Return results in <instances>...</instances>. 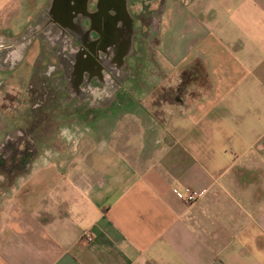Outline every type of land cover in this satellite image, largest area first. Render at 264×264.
<instances>
[{
	"label": "crops",
	"instance_id": "1",
	"mask_svg": "<svg viewBox=\"0 0 264 264\" xmlns=\"http://www.w3.org/2000/svg\"><path fill=\"white\" fill-rule=\"evenodd\" d=\"M70 9L58 8L60 19L53 0H0V45L21 46L18 67L63 54ZM202 9L190 38L188 8H174L175 29L162 22L175 44L160 49V66L177 71L162 68L161 87L180 96L155 103L133 86L127 105L140 132L127 148L114 147L116 127L102 128L118 124L116 111L94 130L107 148L83 150L85 134L79 149L34 162L0 196V264H264V0ZM189 65L197 69L183 85ZM119 90L86 89L81 106L118 109ZM40 170L50 175L33 182ZM187 191L204 193L188 204L177 196Z\"/></svg>",
	"mask_w": 264,
	"mask_h": 264
},
{
	"label": "flooded vegetation",
	"instance_id": "2",
	"mask_svg": "<svg viewBox=\"0 0 264 264\" xmlns=\"http://www.w3.org/2000/svg\"><path fill=\"white\" fill-rule=\"evenodd\" d=\"M84 2L85 0H79V6L82 7ZM134 2L135 0H88L87 8H74V10L72 8L75 17L72 18L73 21L66 22V25L69 24L72 27L70 30L67 29L70 42L64 45L63 54L60 55L53 51V54L47 55L48 68L34 71L33 74L37 78L35 80L32 77L27 92L29 96L24 98L31 106L28 110L30 112L26 113L29 115L28 129L31 136L24 137V134L20 132L16 140L23 144L13 152L8 161L0 159V169L9 172L7 174L10 176L5 181L6 185H13L21 176L22 171L34 162L37 155L35 142L39 140L38 135L41 130L44 138L55 139L53 134L57 128L62 132L67 129L65 126H68L75 127V130L79 131L81 125L88 123L97 127L102 117L108 120L109 115L115 112L113 107L101 109V107L90 106L92 103H88L85 108L82 107L84 90L93 87L100 91L107 83L110 85L116 83L120 90L114 101L118 102L120 94L125 93L127 97L128 94L134 96L130 93L133 86H142L147 90L153 89L151 86L148 87L149 85H130L127 88L120 85V75H128V71H132L130 56L133 55L132 50L136 38L134 35L135 22L138 23L137 11L139 9L133 8ZM184 2L180 0V3ZM186 5H189V2L186 1ZM181 6L183 8L184 5H179L177 8ZM143 9L147 10V8H141V11ZM148 9L149 12L152 11L151 8ZM164 10L166 14L168 8ZM145 18L148 19L144 22L152 19L147 14ZM59 58L62 60L60 63L62 66L58 65ZM31 60L34 59L30 56L26 61ZM194 68L197 69L196 65H189L184 69V72L190 71V73L189 77L188 75L183 76L184 72L182 73L183 81L187 78L190 83L191 72ZM100 93L102 99L107 100L106 94ZM177 96L180 94L177 93L174 99ZM118 103L127 105L130 102ZM22 114L24 112L19 114L20 118H23ZM18 129L22 128L18 126ZM70 132H73L72 129ZM78 135V137L82 136L79 132ZM5 139V144L11 140L10 138ZM11 171H14L13 175Z\"/></svg>",
	"mask_w": 264,
	"mask_h": 264
},
{
	"label": "rangeland",
	"instance_id": "3",
	"mask_svg": "<svg viewBox=\"0 0 264 264\" xmlns=\"http://www.w3.org/2000/svg\"><path fill=\"white\" fill-rule=\"evenodd\" d=\"M186 1L189 2V5H186ZM181 2H184V0H181ZM190 2L191 0H185L184 3H180V0H135V2L133 3V8L139 9L137 11L138 23L136 24L135 22L134 35L136 36V38L132 50L133 55L130 56L132 71H128V75H120V85L122 87L127 88L130 87V85H149L148 87L151 86L153 89H151L152 91L147 92L145 95L153 97L152 100L155 103L175 100V95H177V93H179L180 91L175 89L172 90L167 87L161 88V86H166L165 84L169 83L167 81L169 77H165L163 69L167 68L172 73V75L175 74V71H177V69L174 67V65L170 64H167L166 67L164 66L165 68L160 66L164 63L159 62V60L162 59L159 55L160 49L161 51L165 50V52L169 54L173 50L175 44L174 31L173 33L168 34L169 32L167 33L166 29H169V26L172 28V30L173 28L175 29V7L177 8L179 5L183 4V8H188V12L186 11L188 15L184 18V23H186L187 25L184 26V31L186 34H188L187 38H190L189 32L191 27V18L194 14H196L195 12L203 8V16L206 17L205 6L207 4V0H193L191 3ZM219 6L221 5L217 3L215 5V8L218 9ZM141 8H147V10L143 9V11H141ZM148 8H151L152 11L149 12ZM164 8L173 9L169 11L166 18L167 20H164L163 24L166 25V29L165 31H162V20L166 16ZM143 14H147V16L150 15V18L152 19L144 22L148 18L146 19L145 15ZM162 41L164 45L163 49L161 47ZM189 52L191 55L192 51L189 50ZM47 57V55L40 57V59H43L42 61H40V59H34L28 62L26 61L22 64V66L18 67L14 71L0 70V159L3 158L4 160L8 161V158H10L13 152L16 149L18 150L21 144H23V142L20 143V141L16 140L20 132L24 134V137L31 136L29 134L30 130L28 129L30 124L29 115L26 114L27 111L30 110L31 106L29 104V101L24 100V98H27L29 96L27 92L32 77L35 80L37 78V76H34L33 74L34 71L48 68ZM189 73L190 71H186L183 73V76L186 75L187 77L188 75L189 77ZM186 79L187 78H185V81H182L183 85H186V83L187 85L189 84V80ZM124 94L119 95L118 102H130V94H128V97L126 96V94ZM20 95H22V97H19ZM129 109L130 105L128 106L120 103L118 109H115V112L113 111L114 113H116V111L118 113L114 115L119 116L118 124L115 122V120L111 119L109 123H105L104 127H102L104 130H109L111 127H116L112 136L114 139L115 148L116 145L117 148L119 147V149L127 148L130 144V136L133 137L135 133L140 132L139 126L136 125L135 120L130 117ZM22 112H24V114H22L23 118H20L19 114ZM29 112L30 111H28V113ZM25 115H27L26 118ZM18 126H20L22 129H18ZM81 126L82 127L79 129V131H76L75 127L68 126H65L67 129H64V132H61V130L57 128L55 134H53L56 137L55 139H48L47 137L44 138L41 134L42 130L40 129L41 133L40 135H38L39 140L35 142L37 155L33 161L36 163L43 161L46 162L47 159H52L54 153L62 154L64 153V151L67 152L68 150L73 151L79 149L81 142L80 138H82V136L85 134L88 135V140L85 141L86 143L83 145V150L84 148H107V146L105 145L96 144L99 143L97 139V137L99 138V136L95 134L94 129H96L98 126L94 127L90 123ZM71 129L73 132H70ZM78 132L82 136L78 137ZM105 137L106 136H103L102 138L105 139ZM5 138H10L11 140L8 141L7 144H5ZM24 139L26 140V138ZM4 144L5 146L3 147ZM103 144L106 143L104 142ZM56 159L62 160L63 157ZM61 163L63 164V161ZM29 168L30 167L22 171L21 176L23 177V179L27 177V173L25 171H27ZM46 172V170H40L39 173L36 174L33 182L45 180L50 175ZM7 173L9 172H5L4 170L0 169V196H10L12 193V191L8 188L10 186L5 184V181L10 177ZM13 174L14 171H11V175Z\"/></svg>",
	"mask_w": 264,
	"mask_h": 264
},
{
	"label": "water",
	"instance_id": "4",
	"mask_svg": "<svg viewBox=\"0 0 264 264\" xmlns=\"http://www.w3.org/2000/svg\"><path fill=\"white\" fill-rule=\"evenodd\" d=\"M79 1V0H78ZM77 0H53V8H56L57 12V17L63 19V12L65 8H71L70 10L72 11V8H87L88 5V0H85L84 4L79 6ZM58 8H61V11H57ZM70 11V12H71ZM65 13V12H64ZM78 13V12H77ZM67 14V13H66ZM57 18V20L59 19ZM56 20V21H57ZM21 46H12V45H0V70L1 71H14L18 67L20 60H17L16 57L18 56V53L16 49L20 48ZM28 47V46H24Z\"/></svg>",
	"mask_w": 264,
	"mask_h": 264
},
{
	"label": "built area",
	"instance_id": "5",
	"mask_svg": "<svg viewBox=\"0 0 264 264\" xmlns=\"http://www.w3.org/2000/svg\"><path fill=\"white\" fill-rule=\"evenodd\" d=\"M203 193L204 192L197 193L192 191H187L186 193L177 192V196L188 204H194L203 196ZM85 240L91 242L92 237L85 236Z\"/></svg>",
	"mask_w": 264,
	"mask_h": 264
}]
</instances>
